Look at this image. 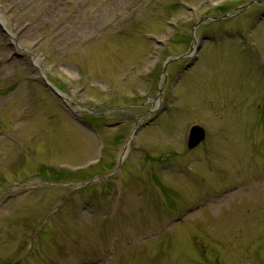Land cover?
I'll return each mask as SVG.
<instances>
[{
  "label": "rangeland",
  "instance_id": "obj_1",
  "mask_svg": "<svg viewBox=\"0 0 264 264\" xmlns=\"http://www.w3.org/2000/svg\"><path fill=\"white\" fill-rule=\"evenodd\" d=\"M255 1L0 0V262L264 264Z\"/></svg>",
  "mask_w": 264,
  "mask_h": 264
},
{
  "label": "water",
  "instance_id": "obj_2",
  "mask_svg": "<svg viewBox=\"0 0 264 264\" xmlns=\"http://www.w3.org/2000/svg\"><path fill=\"white\" fill-rule=\"evenodd\" d=\"M190 135L188 145L191 150L199 146V144L202 143L206 137L204 129L198 126L192 128Z\"/></svg>",
  "mask_w": 264,
  "mask_h": 264
},
{
  "label": "bare ground",
  "instance_id": "obj_3",
  "mask_svg": "<svg viewBox=\"0 0 264 264\" xmlns=\"http://www.w3.org/2000/svg\"><path fill=\"white\" fill-rule=\"evenodd\" d=\"M12 38L14 39V37H13V36H12ZM260 182H264V181H263V180H261ZM221 201H222V200H219V199H217V198H216V200H215V201H213V202H215L214 204H216V202H217V203H219V202H221Z\"/></svg>",
  "mask_w": 264,
  "mask_h": 264
},
{
  "label": "trees",
  "instance_id": "obj_4",
  "mask_svg": "<svg viewBox=\"0 0 264 264\" xmlns=\"http://www.w3.org/2000/svg\"><path fill=\"white\" fill-rule=\"evenodd\" d=\"M1 264H3V263H1Z\"/></svg>",
  "mask_w": 264,
  "mask_h": 264
}]
</instances>
